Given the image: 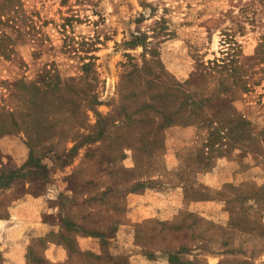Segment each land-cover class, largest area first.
I'll return each mask as SVG.
<instances>
[{
	"label": "rangeland",
	"instance_id": "rangeland-1",
	"mask_svg": "<svg viewBox=\"0 0 264 264\" xmlns=\"http://www.w3.org/2000/svg\"><path fill=\"white\" fill-rule=\"evenodd\" d=\"M14 1L0 15V175L17 177L1 187L0 210L28 191L48 201L54 230L28 264H128L114 239L126 221V162L163 146L172 123L215 126V156L264 140V63L248 64L264 0ZM23 13L35 14L34 28ZM63 129L59 151L43 144ZM22 146L33 157L11 164ZM137 229L157 245L158 224ZM48 240L67 262L44 257Z\"/></svg>",
	"mask_w": 264,
	"mask_h": 264
},
{
	"label": "crops",
	"instance_id": "crops-1",
	"mask_svg": "<svg viewBox=\"0 0 264 264\" xmlns=\"http://www.w3.org/2000/svg\"><path fill=\"white\" fill-rule=\"evenodd\" d=\"M212 130L205 122L172 124L164 146L139 163L126 162V221L114 239L128 264H264V140L252 150L236 145L215 156L208 143ZM67 138L63 129L43 144L59 151ZM29 154L18 148L11 164H24ZM78 175L86 178V169ZM48 211L45 196L29 191L0 210L3 264H28L35 241L54 230L44 218ZM146 221L158 224L153 247L143 244L137 229ZM44 257L50 263L69 259L63 245L49 240Z\"/></svg>",
	"mask_w": 264,
	"mask_h": 264
},
{
	"label": "trees",
	"instance_id": "trees-1",
	"mask_svg": "<svg viewBox=\"0 0 264 264\" xmlns=\"http://www.w3.org/2000/svg\"><path fill=\"white\" fill-rule=\"evenodd\" d=\"M10 0H6L5 2H2V3H0V15L1 16H4V13H3V9L4 8H6V7H9V5L12 3L13 4V2H9ZM14 5L16 6V7H20L21 5H22V1L21 0H16V1H14ZM34 13H29V14H27V13H23L22 14V19H23V21L24 20H27V22H29L31 25H32V27L34 28V26L36 25L35 23H36V20H35V18H34ZM138 38V37H137ZM133 43H137V40H134L133 41ZM92 57V56H91ZM248 64H249V66H253V67H255V66H258L259 64H262V63H264V35L261 37V40L259 41V43H258V45H257V47H256V54H255V57L252 59V60H248ZM191 123H193V122H191ZM172 124H176V123H172ZM172 124H168L166 127H168V126H170V125H172ZM189 124V123H188ZM215 129V126L213 127V130ZM212 130V131H213ZM212 131H211V133H212ZM211 135V134H210ZM164 146V145H163ZM162 147V146H161ZM160 148V147H159ZM158 149V148H157ZM157 149H155V151L157 150ZM154 151V152H155ZM152 154V153H151ZM150 154V155H151ZM33 154H32V151L30 152V154H29V159L30 158H32L33 156H32ZM149 156V155H148ZM17 177V174H10V175H7V176H1L0 175V187H6V186H9L12 182H13V180L15 179ZM169 260L170 261H174L175 260V257H174V255H171L170 257H169Z\"/></svg>",
	"mask_w": 264,
	"mask_h": 264
}]
</instances>
